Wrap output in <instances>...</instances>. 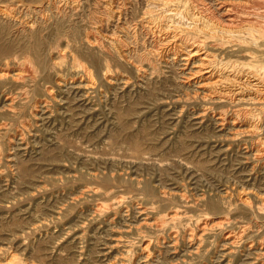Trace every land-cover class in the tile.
I'll use <instances>...</instances> for the list:
<instances>
[{
  "label": "rangeland",
  "instance_id": "obj_1",
  "mask_svg": "<svg viewBox=\"0 0 264 264\" xmlns=\"http://www.w3.org/2000/svg\"><path fill=\"white\" fill-rule=\"evenodd\" d=\"M94 6L93 3L86 4L81 9L84 17L82 22L79 21L81 37L87 29L92 28L89 12L93 9L97 10ZM56 37L53 34L44 37L47 58L51 62H60L63 65L62 69L64 68L63 73L71 76L72 59L63 58L59 53L61 51L59 49L65 46L67 37L59 38L62 46L57 44ZM21 39L23 40H17L19 44L9 56L14 58L13 64L16 67H21L27 57L34 56L33 50L29 49L30 44L24 50V41L29 39ZM50 50L55 53L53 58L49 56ZM140 51L143 53L142 50H138L135 55L141 54ZM75 55L80 59L78 67L86 63L87 65L84 66L90 67L93 71L98 91L91 93L88 98L83 97L78 85L69 78L67 86L59 89L55 87L57 101L48 104L50 109L45 113L42 112L41 120L40 115L39 119L38 117L35 119L33 114L37 111L36 102L44 97L46 86L55 85L53 76L37 73L35 83L21 89L28 93L20 100L13 115L0 114V123L7 122L5 131L0 132V264L4 262V257L14 253V256L19 257L20 262L29 260L37 264L43 262L59 264L60 261V264H107L110 260H115L114 257L120 249L113 245V239L120 235L125 236V240L137 242L136 247L139 248L138 234L140 231L141 234L144 232L139 228L138 213L129 210L124 211L121 216L117 205L112 207L109 213L101 216L102 218L92 220L90 208L93 202L83 203L76 200L78 188L93 183L91 175L95 172L99 174L98 181H101L102 177H104L103 182L108 181L107 185L105 183L100 185L114 196L136 194L138 197H150L142 191L134 190L130 184L131 176L139 178L142 176V185L153 182L151 185L159 188L157 192L161 189L170 192L184 191L182 193L185 194L187 192L189 199L203 194L207 199L217 198L227 189L236 197L237 190L242 191L244 187L246 188L244 190L252 189L251 192L254 190V194H264V168H259L255 160L249 157L246 146L226 138L227 131L216 127L211 114H208L210 112L200 110L203 102L193 95V88L183 86L185 79L176 76V66L170 67L169 64L156 58H152L151 61L143 60L149 71H147L148 76L143 78L132 65L121 66L113 62L112 69L121 71L128 78L127 83L115 86L116 90L102 78L103 58L95 61L90 55L81 51H76ZM16 91L17 89H13L11 84L0 82V107L6 99L7 92ZM69 104L74 110L73 113L75 112L71 116L66 113ZM24 122L27 125H24ZM23 125L29 129L27 130ZM20 130H24V143H19ZM14 132H17L19 137L10 141L9 137ZM133 138L140 140L146 154L150 153L154 158H164L163 166L159 165V167L158 164L155 166L152 163L133 166L130 158L125 156L130 152ZM10 153H15L16 157V162L12 163L13 171L8 166L6 157ZM177 204L175 200L167 198L157 205L164 213L169 206ZM147 205L152 209L151 203ZM232 207L230 217L233 224L236 222V225L237 223L242 225L249 221L248 225L253 224L251 229L256 230L258 235L264 234V209L256 212L253 209L235 211L234 204ZM204 211H207L204 206H195L187 214L195 217ZM114 215L117 220L107 225ZM126 226L130 230L127 231ZM82 232L83 237L77 240V235ZM210 234L206 235L200 254L183 255L185 246L180 241L175 253L170 250L164 255L163 261L159 259L158 263H152L150 260L142 259L140 262L143 263L138 262V264H257L260 262L254 254L240 252L243 241L239 242L237 253L223 257L220 246L217 251L221 236L215 231ZM167 240L168 238L163 239L165 244Z\"/></svg>",
  "mask_w": 264,
  "mask_h": 264
},
{
  "label": "bare ground",
  "instance_id": "obj_2",
  "mask_svg": "<svg viewBox=\"0 0 264 264\" xmlns=\"http://www.w3.org/2000/svg\"><path fill=\"white\" fill-rule=\"evenodd\" d=\"M91 3L97 8L89 12L92 28L87 29L81 37L79 21L82 22L84 19L81 9ZM48 34L57 36L59 46L61 45L59 38L67 37L66 44L63 49H59L61 50L59 53L63 58L72 59L71 76L63 73L64 68L62 69L63 65L60 62H51L47 58L44 37L47 38ZM20 38L29 39V42L24 41V50L30 44L29 49L33 50L34 56L25 58L26 60L22 61L23 65L16 67L13 64L14 58L9 56L16 50L19 44L17 40H23ZM138 50H142L143 53L140 51L141 54L135 55ZM76 51L90 55L95 61L103 58L102 78L111 85V88L128 82L125 74L112 69L113 62L121 66L132 65L143 78L148 76L149 72L143 60L151 61L152 58H156L170 67L176 66V76L185 79L183 86L193 88L192 94L203 102L200 110L210 112L208 114H211L216 127L227 131L226 138L246 146L250 155L248 156L255 160L259 168H264V0H0V82L9 83L13 89H17L16 92H7V95H4L6 99L0 107V114L13 115L20 100L28 93L21 89L33 83L37 73L53 76L55 85L46 86L44 97L36 100L37 111H32L35 119L40 115L41 120V115L50 109L48 104L57 101L56 89L64 87L69 78L78 85L83 97L88 98L91 93L98 91L91 68L84 66L86 63L77 66L80 59L75 55ZM54 54L52 50L49 51L51 58ZM67 106L70 107L66 108V113L73 115L75 112L73 113L71 104ZM119 119L121 123L120 116ZM6 125L7 122L0 123V132L5 131ZM19 134L21 135L19 143H24V130H20ZM17 135L18 133L14 132L9 137L10 141L19 137ZM143 148L140 140L133 138L130 152L125 155L130 158L133 166L145 163L163 166L164 158H154L150 153L146 154ZM6 157L8 166L12 169V163L16 162L15 153H10ZM91 177L93 183L78 188L75 198L83 203L93 202L90 208L92 220L103 217L112 207L118 205L117 210L121 216L124 211L129 210L139 214V228L144 232L141 234L140 231L138 234L139 248L136 247L137 242L134 240H125V236L116 237V234V238H112L113 245L120 249L114 257L115 260L112 259L107 264H138L142 259L156 263L170 250L175 253L180 241L185 246L183 255L194 256L201 253L206 235L212 231L221 236L217 251L220 246L223 257L239 251V242L243 241L240 252L254 254L261 263H264V234L258 235L256 230L251 229L253 224L248 225L249 221L247 224L241 223L242 225L238 223L236 225L235 222L234 225L230 217L233 204L235 211L253 209L256 212L264 209V194H254V190L253 193L252 189L248 191L244 190L246 189L244 187L242 191L237 190L236 197L227 189L217 198L207 199L203 194L189 199L187 192L185 194L182 193L184 191L170 192L163 189L157 192L159 188L151 185L153 182L142 185V176L141 178L131 176L130 184L134 190L148 194L150 199L138 197L136 194L114 196L100 185L105 183L102 181L104 177L100 179L103 183L98 181L97 172ZM167 198L175 200L178 204L169 206L167 211L162 213L161 207L157 204ZM148 203L152 204V209L148 208ZM195 206H204L207 211L195 217L188 215L187 213ZM115 220L117 218L114 215L107 225L113 224ZM82 237L83 232L77 235V240ZM166 238L167 244L163 241ZM110 250L109 252H112ZM14 254L4 257L1 264H37L29 260L20 262L19 257Z\"/></svg>",
  "mask_w": 264,
  "mask_h": 264
}]
</instances>
